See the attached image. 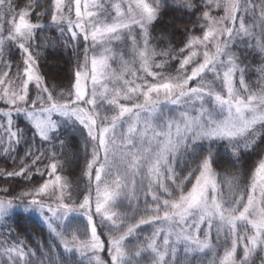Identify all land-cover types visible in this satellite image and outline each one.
Returning <instances> with one entry per match:
<instances>
[{
    "label": "snow or ice",
    "instance_id": "6c2138e0",
    "mask_svg": "<svg viewBox=\"0 0 264 264\" xmlns=\"http://www.w3.org/2000/svg\"><path fill=\"white\" fill-rule=\"evenodd\" d=\"M257 53L264 0H0V264H264Z\"/></svg>",
    "mask_w": 264,
    "mask_h": 264
},
{
    "label": "trees",
    "instance_id": "16d2710c",
    "mask_svg": "<svg viewBox=\"0 0 264 264\" xmlns=\"http://www.w3.org/2000/svg\"><path fill=\"white\" fill-rule=\"evenodd\" d=\"M174 15H179V14L173 13L171 11H167L163 21L161 22L160 25H158V28L162 29L164 27V21H171ZM186 20L187 17H185L182 20H178L177 23L182 25L183 23L186 22ZM48 35L54 36L56 35V33L49 32ZM176 39H179V37H176ZM43 54L48 57L45 66L42 68V71L44 72H48L52 75H56L57 73H59L60 76H64L73 67V64L71 63L72 53L70 51H67L63 48H56V49L46 48ZM249 60L252 62L254 67H259L260 64L264 63V55H260L258 53L253 54L249 56ZM68 135L71 139L69 148H72L75 151L77 146L81 145L82 142L81 138L78 133L71 132ZM251 159L254 161L258 159V157L253 156L251 157ZM0 166H3L2 162H0ZM68 168L71 172V176H70L71 179L76 180L80 177V168L76 163L75 157H72V159L70 160ZM8 222L12 223L13 227L19 226L20 238L25 240L26 243L33 248H36L37 245L41 243H43L44 246L46 247L49 243L54 242L52 240V237L49 235V231L46 225L32 214H25L22 212H18L15 222L11 220H9Z\"/></svg>",
    "mask_w": 264,
    "mask_h": 264
},
{
    "label": "rangeland",
    "instance_id": "374dc122",
    "mask_svg": "<svg viewBox=\"0 0 264 264\" xmlns=\"http://www.w3.org/2000/svg\"><path fill=\"white\" fill-rule=\"evenodd\" d=\"M253 78H255V74H254V77ZM71 132H69L68 134H70ZM81 144H82V142H81ZM69 150L71 151V152H74V150L72 149V148H69ZM70 160L72 159V156H70V158H69ZM32 215H34L37 219H39L42 223H44L43 221H42V218L39 216V215H37V214H35V213H32Z\"/></svg>",
    "mask_w": 264,
    "mask_h": 264
}]
</instances>
